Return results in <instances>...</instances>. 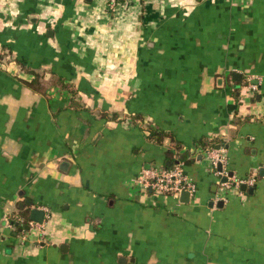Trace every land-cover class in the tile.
<instances>
[{
  "label": "crops",
  "instance_id": "crops-1",
  "mask_svg": "<svg viewBox=\"0 0 264 264\" xmlns=\"http://www.w3.org/2000/svg\"><path fill=\"white\" fill-rule=\"evenodd\" d=\"M176 140L196 192L145 191ZM0 264H264V0H0Z\"/></svg>",
  "mask_w": 264,
  "mask_h": 264
},
{
  "label": "built area",
  "instance_id": "built-area-1",
  "mask_svg": "<svg viewBox=\"0 0 264 264\" xmlns=\"http://www.w3.org/2000/svg\"><path fill=\"white\" fill-rule=\"evenodd\" d=\"M120 1L121 0H106V4L109 9H113L118 3H120ZM250 87L256 88V84H250ZM206 153L210 159L213 173L217 176L219 191L223 192L231 188L238 189L242 184L246 186H252L254 184L256 180L254 176L239 178L233 177L232 174H228L229 170L226 166L227 155L224 148L211 147L206 150ZM218 164L221 165L220 169L217 168ZM135 180L145 189V191L161 195L176 197L182 191H186L189 195H194L196 192V184L185 172L184 163L181 160L171 163L170 166L153 165L142 168L136 175ZM43 210L44 212L47 211V209ZM48 215L49 214H47L46 217H48ZM31 222H34L32 223V226L34 225L37 230L42 228L43 220L41 222ZM6 223L11 225L8 218H6Z\"/></svg>",
  "mask_w": 264,
  "mask_h": 264
},
{
  "label": "trees",
  "instance_id": "trees-1",
  "mask_svg": "<svg viewBox=\"0 0 264 264\" xmlns=\"http://www.w3.org/2000/svg\"><path fill=\"white\" fill-rule=\"evenodd\" d=\"M42 80L39 77V74H35L33 79L31 80H24V82L31 87L41 90L43 87V84L41 82ZM46 92L45 94L48 95V90L51 88H56L59 92L63 93L66 95V98H68L70 105H81L79 104V97H78V92L76 88L66 79H64L62 76L58 75L56 77H53V79L50 80L48 85H46ZM102 115L107 116V112L105 113L104 111H101ZM112 117L116 116V113H113L111 115ZM130 116L134 122L141 123V116L138 113L128 115ZM146 132L147 136L149 139L154 140V141H161L162 138L166 135V133L159 131L155 126H147L146 127ZM214 144V141L211 140L209 145ZM180 143L179 141L176 140V143H174V150H167L166 154V159L170 160L171 163L176 162L177 160L185 161L187 160L186 156L188 153L186 152H180ZM164 166H170L167 164H164Z\"/></svg>",
  "mask_w": 264,
  "mask_h": 264
},
{
  "label": "water",
  "instance_id": "water-1",
  "mask_svg": "<svg viewBox=\"0 0 264 264\" xmlns=\"http://www.w3.org/2000/svg\"><path fill=\"white\" fill-rule=\"evenodd\" d=\"M217 168L220 169V168H221V165L218 164ZM228 174L231 175L232 172L229 171ZM245 187H246V185H244V184H242V185L240 186L241 189H244ZM249 191H251V187H249ZM184 194L186 195L187 192H186V191H182V192L180 193V195H184ZM218 203H221V200H219ZM27 204H29V202H27ZM23 214H24V213H23ZM43 216H44V211H43L42 209H39V208H37V207H32V208L30 209L29 217H30L33 221H35V222H41V221L43 220ZM15 224H18V221H16ZM23 226L25 227V229H27L29 225H28V224H25V225H23Z\"/></svg>",
  "mask_w": 264,
  "mask_h": 264
}]
</instances>
